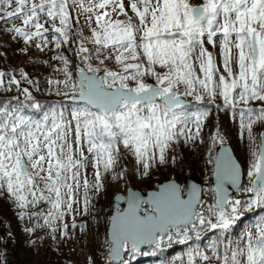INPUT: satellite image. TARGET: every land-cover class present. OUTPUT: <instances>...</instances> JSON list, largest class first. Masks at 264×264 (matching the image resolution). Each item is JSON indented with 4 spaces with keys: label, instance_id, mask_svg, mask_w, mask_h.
Returning <instances> with one entry per match:
<instances>
[{
    "label": "snow or ice",
    "instance_id": "snow-or-ice-1",
    "mask_svg": "<svg viewBox=\"0 0 264 264\" xmlns=\"http://www.w3.org/2000/svg\"><path fill=\"white\" fill-rule=\"evenodd\" d=\"M73 7L83 14L91 30L84 39L94 48L80 43L77 54L89 63L80 69L78 83L62 55L55 59L63 61L58 71L65 78L48 83L55 85L57 95L82 101L83 106L71 111V119L63 109L53 107L42 120H34L18 108L0 105V198L11 200L21 218L35 216L37 227H48L53 239L57 231L62 239H71L70 228L82 232L85 227L77 225L75 215L89 213L93 194H100L105 175L120 162L121 146L146 178L157 164L169 163V152L181 139L203 142L201 132L212 112L190 111L186 98L192 97L199 102L207 98L218 109L229 111L234 121L239 117L240 138L247 140L252 155L247 172L251 186L245 189L252 198L244 207H264V133L257 143L254 130L258 123L264 126V0H200L199 4L192 0H0V20H21L24 27L8 31L26 42L43 39L48 32L45 23L67 41ZM42 15L47 18L44 23ZM75 19L79 22V17ZM61 43L58 37L56 48ZM206 44L219 48V63ZM93 56L98 66L90 62ZM106 60H114L120 70L109 69ZM21 75L27 79L26 73ZM148 78L154 82L148 83ZM12 85H20L15 76L8 80L9 90ZM5 86V72L0 71V88ZM20 91L32 100L28 88ZM217 97L223 107L215 104ZM31 106L41 109L36 102ZM217 140L224 142L219 128L213 136V142ZM217 170L221 183L208 216L196 211L195 191L183 200L174 184L153 192L148 201L132 193L128 210L112 221L111 258L119 261L129 242L133 252L140 244L159 246L165 236L171 240L169 233L176 229L183 237L180 242L186 243L191 239L189 231L200 239L207 228L219 230L224 239L211 242V257L199 247L191 249L187 264L213 257L222 264H264V217L243 234L242 247L237 243L233 248L227 240L242 205L230 199L225 183L238 186L241 169L225 153ZM124 174L121 170L112 179H122ZM145 203L152 205V211L144 209L141 215ZM41 205L47 207L29 211ZM66 216L72 217L71 224L64 222ZM56 222L61 227H54Z\"/></svg>",
    "mask_w": 264,
    "mask_h": 264
},
{
    "label": "rangeland",
    "instance_id": "rangeland-1",
    "mask_svg": "<svg viewBox=\"0 0 264 264\" xmlns=\"http://www.w3.org/2000/svg\"><path fill=\"white\" fill-rule=\"evenodd\" d=\"M127 2V0H126ZM194 4H199L200 0H192ZM131 14V13H130ZM72 19L73 22L77 23L78 26V33L81 37V31L84 33L83 37H90L91 30L88 25L84 21V16L74 7L72 8ZM75 17H79V22L75 19ZM122 18V17H121ZM45 17L42 15L41 22L44 23ZM56 23H59L57 20ZM0 26L3 30V36L9 39V43L13 44L16 47L26 46L29 50H36L38 53H41L42 60L36 61L33 65L38 69L40 73H36V77L28 78L26 81L25 86L29 89L30 93L40 94L45 93L46 95L52 96L53 101H57L58 103L54 104L48 110L41 111V119H43V115L46 112H49L53 107L57 109H63L64 115L66 118L71 119L70 113L73 109L81 107L80 104H73L70 102V96L64 95H57L55 91V85L49 84V80H63L64 74L62 71H58V69H62L64 67V63L60 60L55 59L57 56V50L55 46L56 36L53 32V26L50 23H45V27L48 28V32L44 33V38L36 37L33 41L26 42L23 37H18L15 33H11L8 31L9 28L16 26V27H24L22 21L16 18H12L11 22H6L5 20H0ZM58 25V24H57ZM95 25H93L94 27ZM81 31H80V30ZM26 31H35L30 27L25 28ZM82 37V38H83ZM5 38V39H6ZM84 41L90 43L91 46L94 45L85 40ZM217 42L219 43V37L217 38ZM37 45H40L38 47ZM206 46H211L207 45ZM215 57L217 59V63L220 62L219 56V48H213ZM235 53V49H233ZM45 58V59H44ZM94 61L98 65V61L94 56ZM105 65L115 71H119V65H117L114 60H106ZM83 66L85 69L84 64H80L77 66V73L79 68ZM235 70V64L233 65ZM69 71L71 69L68 67ZM223 71V69H221ZM51 72L52 74H49ZM45 73L49 74L46 79L41 75ZM77 73L76 78L72 75V79L77 81ZM72 74V72H71ZM91 74V73H89ZM103 75V71L100 73ZM32 80L33 83L29 84L28 80ZM42 82V83H41ZM22 87H18L17 90H20ZM61 90L63 91V86H60ZM38 89V90H37ZM24 95V94H23ZM57 99V100H55ZM192 99V97H191ZM187 100V99H186ZM193 100V99H192ZM195 100V99H194ZM64 101V102H63ZM196 101V100H195ZM204 101H208L205 98ZM216 101H220L223 106L222 98L217 97ZM215 101V104L218 105ZM199 102V101H198ZM194 106L195 111L204 110L203 107L199 102ZM191 103V101H190ZM193 103V102H192ZM212 115L208 117L205 121L203 126L200 139L203 141L191 142V141H181L178 144L173 145L172 151L169 152V163L166 165H159L158 169L154 166L148 177H141L137 171L138 165L135 163L134 157L127 153L126 150L123 149L121 146L120 150V162L117 165L116 169L112 172H109L105 175L104 184L105 187L102 189L99 195L93 194L92 197V204L90 205V210L87 215H75L76 223L78 226H85L84 231H80L79 227L77 229H69L71 239H62L60 232L57 231L55 233V239H53V234L51 233L48 227H37V218L32 216L29 218L25 216L23 218L20 217V210L17 208V214L14 213V221H15V229L17 230V238L19 241L25 240L26 243L24 245V249L21 251V258H24L27 264H48L47 255L52 253L57 257L63 258V260L68 259L67 264H111L114 263L109 258V250L111 244L109 243L107 257L104 253L105 244V236L104 231L105 228H108V225L105 227L106 219L110 218L111 214L114 211L113 207V199L116 194L122 193L126 195L127 189L132 187L133 189L139 190L143 194H146L147 191L157 189L159 184L163 182L175 180L177 181L182 188L184 193V175L187 170L189 171H198L201 174L202 182H203V189H202V200L200 206L197 208V211H203L206 216H208L207 209L209 207H214L215 202V193L213 190V173H214V163L216 157V151L218 147L229 145L231 146L235 156L241 163L244 171V178H243V185L237 191V193L231 198L233 200H240L241 197L245 198L247 202L252 198V193L245 191L246 188L250 187V181L247 176V172L249 170V164L252 159L251 149L247 142V140L240 138V129L238 120L239 117L234 121L232 119V114L227 110H220L217 107L210 109ZM33 118V117H32ZM36 120V119H34ZM219 128L221 131L222 136L224 137V142L221 143L218 140L213 142V136L216 133V129ZM254 130L257 134V143H259V134L264 133V126L260 125L259 123L254 126ZM172 157L175 159L173 160ZM124 170V177L118 179H112V176L115 175L117 172ZM88 177L91 180L93 177V169L91 166L88 168ZM207 178H212L211 181ZM185 194V193H184ZM241 201V205H242ZM145 205L144 209H146ZM46 205H41L40 208H31L29 209L30 212H38L41 208H46ZM78 207V206H74ZM247 208V207H246ZM257 208L254 206L252 210ZM143 209V210H144ZM248 209V208H247ZM142 210V214L144 211ZM245 210V209H244ZM147 211L151 212L152 208L148 209ZM241 217V216H240ZM264 217V212L260 213L256 217H250L246 220V223H242L237 231L231 230L227 235V240L231 241L232 247L234 248L237 243L240 246H243L242 237L243 234L252 229L253 225L260 219ZM72 217L66 216L64 218V222L71 224ZM40 224H43V220H39ZM109 224V222H108ZM54 227H61L60 222H56ZM34 228V232L28 231V229ZM235 232V233H234ZM204 233V232H203ZM206 233V232H205ZM107 235V233H106ZM224 236L221 233H216L215 236L212 235L208 242H204L200 245H192L187 248L185 253H177L173 255L171 258L165 261H159L151 264H187V254L188 252L196 247H199L202 251H205L210 257L212 256L211 249L209 245L214 240H219ZM221 239V240H222ZM166 241V240H165ZM169 241H162L163 244H166ZM132 246L128 244V249H124V252H128L131 250ZM223 244L220 246V252H224ZM129 256V255H128ZM127 256V257H128ZM126 258V254H125ZM124 258V259H125ZM197 263L201 264H222V261L217 260L216 258H212L209 262H204L197 258ZM150 264V263H147Z\"/></svg>",
    "mask_w": 264,
    "mask_h": 264
},
{
    "label": "trees",
    "instance_id": "trees-1",
    "mask_svg": "<svg viewBox=\"0 0 264 264\" xmlns=\"http://www.w3.org/2000/svg\"><path fill=\"white\" fill-rule=\"evenodd\" d=\"M4 21V20H2ZM72 27L69 30V35L67 41H64V38L59 34L53 32L57 39L58 37L62 41L61 47L57 50V55H62L68 61V67L71 69L72 75L76 78L77 66L80 64H84L87 68V64L89 61L82 60L81 56L78 55L80 43L83 41L84 45L89 49H92L93 46L86 41H84L83 32L81 31V37L78 33L77 23L71 21ZM58 24V25H57ZM1 25V24H0ZM56 26H60L59 23H56ZM83 37V38H82ZM3 36V30L0 26V71L5 72V87L0 88V105H5L9 108H18L22 114L33 117V119H41V111L48 110L54 104L58 103L57 101H53L52 96L46 95L45 93L34 94L31 93L32 100H29L23 95L20 90H17L18 87L25 86L26 80L28 78L36 77V73H40L38 69L33 65L36 61H41L42 55L38 53L36 50H29L28 47H16L13 44L9 43V39H5ZM209 51L212 52L215 56L214 49L212 46H207ZM45 59V58H44ZM61 61V60H60ZM63 62V61H61ZM93 66H98L94 61V56L90 61ZM21 73L27 74V79H24ZM52 74L51 72H48ZM45 73L41 74L44 79L49 75ZM15 76L17 80H20V85H12L9 90L7 87L8 80L10 77ZM148 83H153L154 81L151 78L147 79ZM42 83V82H41ZM24 88V87H22ZM187 101H191L188 104V108L190 111L195 110V105L198 101H195L194 98L191 97L186 98ZM57 100V99H55ZM195 101V102H193ZM36 102L41 105V109L36 110L32 108V103ZM64 102V101H63ZM193 102V103H192ZM199 103V102H198ZM218 105L222 106L220 101H216ZM205 109H212L214 105L209 103V101H203L200 103ZM83 105H81L82 107ZM254 107H259V103H255ZM158 169V164L157 167ZM211 181L212 178H207ZM244 197V196H243ZM241 197L242 201V214L241 217L236 221L235 225L231 230L237 231L242 223H246V220L250 217H256L260 213L264 212V207L257 208L255 210H249L244 205H246L247 200ZM245 209V210H244ZM14 213L17 214V207L14 205L11 200L0 198V264H27L24 258H21V251L24 249V245L26 243L25 240H20L17 238V230L15 229V221H14ZM209 215V213H208ZM214 220V217H213ZM109 218L105 221V227L108 225ZM104 231L105 236V244L106 246L103 248L105 251V256L107 257L108 246L109 243L106 239L107 227ZM204 232V233H203ZM206 232V233H205ZM220 233L219 230H209L205 228L200 232V239H196V233L194 231H189V239L186 243H181L180 241L183 239L182 236L176 234V229H172L169 233L172 236V239L169 240L166 244L162 242L159 246L154 245L151 247H146L141 251H128L126 252V258L123 260L124 264H147V263H155L159 261H165L171 258L173 255L177 253H185L187 248L192 245H200L204 242H208L212 235L215 236L216 233ZM234 232V233H235ZM222 237L219 239L221 240ZM167 241V236H165L164 242ZM222 246V244L220 245ZM131 248V247H130ZM223 248V247H222ZM129 255V256H128ZM128 256V257H127ZM48 264H67L69 261L67 259L63 260V258L57 257L52 253L47 255ZM47 264V263H46ZM111 264H121V263H111Z\"/></svg>",
    "mask_w": 264,
    "mask_h": 264
},
{
    "label": "water",
    "instance_id": "water-1",
    "mask_svg": "<svg viewBox=\"0 0 264 264\" xmlns=\"http://www.w3.org/2000/svg\"><path fill=\"white\" fill-rule=\"evenodd\" d=\"M81 68H84V67L81 66L79 68V71L77 73V81L78 82L80 80V69ZM89 75H91V74H89ZM70 102L73 103V104H82L83 105L82 101H79V100H75L74 101L72 98H71ZM187 103L189 104L190 102L187 101ZM225 153L228 156H230L233 160H235L237 162V164L240 166V169H241V178H240L238 186H233V185H229V184L225 183V187L228 189V193H229L230 199L237 193V191H239V189L243 185V178H244L243 167H242L241 163L239 162V160L237 159V157L235 156L231 146L224 145V146L218 147L217 151H216V157H215V163H214L213 181H212L213 182L212 183L213 190H214V193H215V202L217 201V198H218L217 188H218V185L221 183L220 179H218L217 163H218L219 158L221 156H223ZM183 183H184V193L185 194L182 191L181 185L175 180H170V181L163 182L162 184H159L157 186V189L147 191L146 194H143L139 190L133 189L132 187H129L127 189L126 195H123L122 193L116 194L114 199H113L114 211H113V213L111 214V216L109 218V224H108V228H107V238H108L109 243L111 244L110 249L114 246L113 245V237H112V221L118 214L126 212L128 210V208H129V198H130L132 193H136L144 201H148L150 199L151 194L153 192L160 191L162 189V187L165 186V185L174 184L178 188V190L180 192L181 199H183V200H188L192 196L193 192L195 191L196 196L198 198V205H197V208H198L200 206V204H201L202 189H203V182H202L201 174L198 171H189V170H187L185 172V175H184V182ZM145 205H147L146 206V210L152 208V205L150 203H145V204L142 205V210L145 208L144 207ZM197 208H196V211H197ZM142 210L140 212L141 215H143L142 214ZM129 245H131V242H129ZM154 245H156V244H140L136 251H141L145 247L154 246ZM109 258L114 263H121V261H123L124 258H125L124 249L121 250L120 260L119 261L118 260H114V259L111 258L110 250H109ZM197 264H201V263H197Z\"/></svg>",
    "mask_w": 264,
    "mask_h": 264
},
{
    "label": "flooded vegetation",
    "instance_id": "flooded-vegetation-1",
    "mask_svg": "<svg viewBox=\"0 0 264 264\" xmlns=\"http://www.w3.org/2000/svg\"><path fill=\"white\" fill-rule=\"evenodd\" d=\"M193 102H195V101H193ZM145 248H146V247H145ZM145 248H144V249H145Z\"/></svg>",
    "mask_w": 264,
    "mask_h": 264
}]
</instances>
